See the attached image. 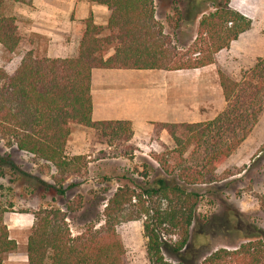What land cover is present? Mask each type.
Returning a JSON list of instances; mask_svg holds the SVG:
<instances>
[{"label":"trees","instance_id":"1","mask_svg":"<svg viewBox=\"0 0 264 264\" xmlns=\"http://www.w3.org/2000/svg\"><path fill=\"white\" fill-rule=\"evenodd\" d=\"M8 1L30 6L31 0H0V46L7 53H14L22 39L15 17L4 14ZM88 1L106 7L110 15L105 26L96 24L91 15L81 21L83 28L72 57L53 59L29 50L14 74L9 75L0 67V142L43 164L40 173L49 176L52 183L39 182L59 197L76 186L65 187V183L80 176L85 166V156L66 154L71 125L92 129L105 140L110 152L101 151V159H129L135 151L130 143V122L92 120L93 69L175 71L206 67L251 27L250 19L230 8L226 0L201 16L193 52L180 55L155 19V0ZM218 76L226 106L216 118L203 123L155 125L156 129L165 130L175 145L171 151L152 155L165 177L174 173L169 165L171 155L182 157L188 147H199L214 132L226 130L234 134L237 128H250L257 121L264 106V56L242 74L240 81L221 71ZM238 143L230 141L226 146L214 147L199 170L178 169V183L169 184L167 178L158 176L142 186L130 181L132 187L116 188L103 210V223L97 228L88 227L75 237L71 235L67 214L81 208V196L65 209L41 206L21 211L33 216L26 243L27 264H126L116 228L140 220L149 263L181 264L168 262L163 247L180 254L189 245L200 199L199 193L189 187L212 183L216 167L234 152ZM7 175L30 178L9 156H0V178ZM262 187L259 199L264 204V180ZM11 208L8 202L0 206V264L18 249L4 224L3 216ZM199 264H264V236L246 239L232 250L217 249Z\"/></svg>","mask_w":264,"mask_h":264},{"label":"rangeland","instance_id":"2","mask_svg":"<svg viewBox=\"0 0 264 264\" xmlns=\"http://www.w3.org/2000/svg\"><path fill=\"white\" fill-rule=\"evenodd\" d=\"M225 1L155 0V19L163 34L169 38L171 46L180 55L187 51L192 53L201 16L213 11L214 6L223 5ZM9 3L11 4L7 8L4 7L5 15L13 10V3ZM228 6L250 19L251 27L227 49L222 50L214 62L218 71L240 81L242 74L252 68L258 58L264 56V0H228ZM105 15L100 12L96 24L105 26ZM25 31V25L21 24L18 31L22 39L21 45L14 53L5 52L0 46V67L9 75L14 74L29 50L39 56L46 54L47 42L36 36L32 37ZM71 131L74 140L84 139L89 142V147L82 152L84 154H78L85 156V166L80 176L70 178L65 183V187L76 186L68 188L63 197L57 196L53 189L46 190L40 183H52L49 176L40 173L39 169L43 164L35 162L23 152L16 151L14 147H9L5 142H0V156H9L30 177L16 175L11 178L7 175L0 178V206L4 207L7 202L12 204V208L3 216L4 224L9 231V237L18 245L16 252L8 254L3 264H26L24 252L33 216L21 211L37 210L41 206L65 209L68 203L74 204V199L81 196V208L67 214L71 235L78 236L88 227L97 228L103 223V210L116 188L123 185L132 187L131 182L142 186L155 177H163L152 155L171 151L175 147L169 136L160 140L161 131L155 128L154 135L136 139L131 143L135 147L131 158L101 159V151L105 149L109 153L110 148L99 134L78 125H71ZM230 141H239L238 146L228 158L218 164L213 182L189 187L200 195L190 229L189 245L180 254L171 253L165 245L163 256L168 262L199 264L217 249L232 250L246 239L264 236V204L259 199L264 180V106L257 121L250 128H237L234 134L226 133V130L214 132L199 147H188L182 157L177 153L171 155L169 165L174 173L164 177L169 184L178 183V169L199 170L204 166L205 159L212 154L214 147L226 146ZM116 232L125 250L126 264H150L146 255L142 220L120 224Z\"/></svg>","mask_w":264,"mask_h":264},{"label":"crops","instance_id":"3","mask_svg":"<svg viewBox=\"0 0 264 264\" xmlns=\"http://www.w3.org/2000/svg\"><path fill=\"white\" fill-rule=\"evenodd\" d=\"M11 2L13 10L6 15L15 17L18 31L24 24L25 33L45 40L44 56L53 59L70 58L76 53L81 21L91 15L97 23L100 12L106 14L107 21L110 15L106 7L90 4L88 0H31L30 6ZM8 4L11 3L8 1L5 7ZM90 96L92 120L130 122L133 132L130 143L154 135L156 124L212 121L226 104L215 62L198 69L175 71L93 69ZM160 131V140H165L168 134ZM88 144L84 139L74 140L71 131L66 153L84 154ZM24 256L27 264L26 252Z\"/></svg>","mask_w":264,"mask_h":264}]
</instances>
